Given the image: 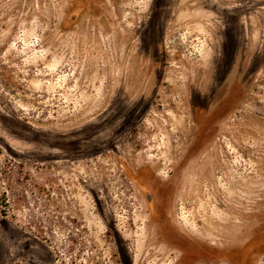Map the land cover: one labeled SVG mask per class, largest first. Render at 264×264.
Returning a JSON list of instances; mask_svg holds the SVG:
<instances>
[{"label": "rangeland", "instance_id": "rangeland-1", "mask_svg": "<svg viewBox=\"0 0 264 264\" xmlns=\"http://www.w3.org/2000/svg\"><path fill=\"white\" fill-rule=\"evenodd\" d=\"M0 264H264V0H0Z\"/></svg>", "mask_w": 264, "mask_h": 264}]
</instances>
